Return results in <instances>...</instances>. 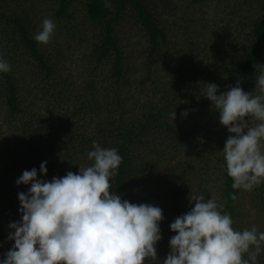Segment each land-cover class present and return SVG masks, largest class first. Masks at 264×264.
<instances>
[{
	"label": "trees",
	"instance_id": "obj_1",
	"mask_svg": "<svg viewBox=\"0 0 264 264\" xmlns=\"http://www.w3.org/2000/svg\"><path fill=\"white\" fill-rule=\"evenodd\" d=\"M148 1L110 0L111 7H106L105 0H0V55L11 66L9 72L0 73V116L2 127L15 129L13 141L6 140L4 147L8 164L0 170V258L2 245H7L9 251L14 244L7 239L10 223L21 220L18 194L30 187L18 186L17 179L25 170L39 169L44 161L48 174L41 175L42 179L63 177L69 171L78 174L79 166L93 163L87 157L94 150L93 141L104 148H117L123 157L113 181L117 194L132 203L164 206L165 218L160 225L163 239L157 244V252L160 248L169 251L170 238L175 235L170 224L190 211L191 193L208 199L215 196L210 187L214 174L218 181L225 180L215 198L231 215L236 229L243 190L233 189L223 152L212 165L199 158L197 165L187 160L173 163L166 158L172 148L179 151L192 147L199 129L197 121L205 110L209 111L211 102L207 98L198 101L194 90L190 94L181 87L162 93L166 83L158 75L157 84L162 86L150 94L162 95L161 100L145 103L134 93L145 86L148 74L135 80L138 59L129 52L128 43L144 37L149 43L146 71H159L158 56L165 53L163 49L169 48L166 50L173 56L166 34L171 33L172 26L167 25L169 19L164 21L163 13L174 15L180 8H190L188 2L179 7L172 0ZM189 1L191 6L201 7L205 16L198 21L189 17L175 23L184 32L181 37L185 40L184 45L178 38V49L184 52V48L192 49L205 40L215 65L202 68L203 79H211L209 83L217 84L221 92L234 87L237 81L242 88L243 83L254 85V92L256 74L264 71V0ZM208 3L217 6L214 17ZM37 7L55 10L61 32L69 27L60 44L43 46L33 38L40 20ZM80 15L99 29L98 35L91 27L77 26ZM129 19L137 21L135 28L129 26ZM215 28L217 34L225 29L227 33L233 30L236 36L226 35L227 39H223L227 42H220L223 47L214 45L204 36ZM107 63L113 64V76L106 84L98 69ZM26 72L29 76L24 77ZM132 85L134 89L127 92ZM175 110L174 121L171 113ZM186 110L190 118L181 115ZM210 121L206 126L213 125ZM204 140L207 143L206 137ZM161 160L173 167L166 178ZM195 183L201 191L195 190ZM260 193L264 202V182ZM257 264H264V255H259Z\"/></svg>",
	"mask_w": 264,
	"mask_h": 264
},
{
	"label": "clouds",
	"instance_id": "obj_2",
	"mask_svg": "<svg viewBox=\"0 0 264 264\" xmlns=\"http://www.w3.org/2000/svg\"><path fill=\"white\" fill-rule=\"evenodd\" d=\"M105 6L111 7L110 0ZM55 30L54 21L45 18L33 38L48 44ZM10 70L0 55V73ZM201 95L212 102L220 123L232 134L222 152L233 189L251 191L264 182V71L256 74L252 93L237 81L224 92L215 83H205ZM176 118L175 110L171 119ZM92 146L87 157L93 163L79 166L78 174L69 171L42 179L48 174L44 161L17 179L18 186L30 187L18 194L21 220L9 225L7 239L14 244L0 264H257L264 232L255 226L234 229L231 215L217 198L192 193L190 211L170 224L175 235L169 254L160 261L163 210L117 194L113 181L123 157L117 148H104L96 141Z\"/></svg>",
	"mask_w": 264,
	"mask_h": 264
},
{
	"label": "rangeland",
	"instance_id": "obj_3",
	"mask_svg": "<svg viewBox=\"0 0 264 264\" xmlns=\"http://www.w3.org/2000/svg\"><path fill=\"white\" fill-rule=\"evenodd\" d=\"M54 1H58V0H54ZM150 1L151 0H149L148 2ZM172 1L175 2V4L179 7L186 6L187 5L186 2H188L190 8L189 10L187 9L181 10L180 8L179 9L180 11L174 15L168 12L167 14L163 13L164 21L169 19L167 20L168 21L167 25L172 26L171 33L168 31L166 32V34L169 40L167 46L171 43L172 49L171 48L170 49L171 52L173 53V56L171 57V54L169 53V51H167L169 50V48L163 49L165 53H161L162 55L160 54L158 56L159 63L157 64L158 65L157 68L159 69V71L157 70L148 71V73L146 71L147 68L146 63H149L148 62L149 59L147 57L149 53L148 52L149 43L146 41V39H144V37L139 38L138 42L136 40V42L128 43V45L131 48L129 52L133 53L132 56L135 59H138V61H136L137 70L134 76L135 80H139V78L142 79L146 74H148L147 78L144 79L146 80L145 86L139 88L138 90L136 89L134 92L138 98L140 97L143 101L145 100V103L155 104L157 103L156 98H158V100H161L162 95L150 94V92L155 87L162 86L157 84L158 80L156 79L155 75L160 76L166 83L167 89L162 93L165 94L170 88L181 87L182 90L186 88L185 90L188 93L190 94H193L194 92L196 93V95L199 98L198 101H202V99L205 100V97L201 95V92L205 88V83H209V80L211 81V79H203L201 75L202 68L204 70H207L210 69L213 66V64L215 65V59L212 56L213 52L211 51L212 54L210 53V45H207L205 43V40L202 39L203 40L202 44H199L196 47H192V49L189 50L186 47L184 48V52H183L182 50L178 49V46H180L179 40L182 44L185 45V40L184 38L181 37V34H183L184 32L180 30L177 24H175V23H180V21L182 22V18H186L188 20L189 17L194 18L196 21H198L205 16V13L201 7L191 6L189 0H172ZM207 8L208 10L210 8L211 10L210 13L213 16L214 11L217 9V6L215 3L211 5L208 3ZM47 9H48L47 7L46 9L43 7L41 8L37 7V10L39 11L38 16L40 19L37 23V27H38L37 32L41 30L43 20L45 18H51L56 24V30L50 42L48 44H43V46L48 45V47H53L55 43H57V45L61 43V37L64 38L63 33L65 34V31L68 32L69 27H65L64 28L65 31L61 32L59 30L60 21L55 18V10L51 11L50 9L47 11ZM81 15L79 16V20L77 19L78 20L77 26L82 28L91 27L95 35H98L99 29L95 25L88 23L87 21H83V17ZM129 22H130L129 25L130 27H134L137 24V21H133L131 19H129ZM221 27L224 28V26ZM215 32H216V28L212 30V32H210L208 36H204V38H206L207 41H214V45L217 46H221V43L224 44V42H227L223 39V38L227 39L226 35L227 36L230 35L233 37L236 36L233 30L229 33H227L225 29L218 31V34ZM177 50H179V52H177ZM261 66H263L264 68V61L261 63ZM112 69H113L112 63H109V65L107 63L102 68L98 69L99 73L102 76L101 79L103 83L107 84L112 80L111 79L113 76ZM23 75L24 77L29 76L27 72L23 73ZM28 83H30V78L27 79V84ZM196 86L198 90H196ZM243 86H244L243 87L244 91L249 93H251L255 87L254 85H250L249 83H243ZM134 87H135L134 85L128 86L127 88L129 89L127 90V92L130 91L131 89H134ZM191 102H195V99L193 97H191ZM211 107L209 111L205 110L204 116L200 117L199 121H197V124L199 125L198 126L199 129L197 130L195 137L193 136V138H195L196 141L192 145V147L189 149H182V150L179 149V151H177V149L172 148V150H169L170 153L166 156V158L169 161H173V163H177L180 160L183 161L187 160L188 162L193 161V164L197 165L198 162H196V160L199 158V160L203 162H207L209 160L210 165L213 164L212 162H217L219 155L222 153V150L225 147V142L227 138L229 137V135L232 134L229 133L228 129L220 123L219 112ZM210 117H214V119L210 121L209 119ZM187 118H190L189 114ZM209 121L213 124L212 126H206ZM2 123H3V117L0 116V170H2V168L8 164V155L5 153L4 147L6 144V140L13 141L14 130H15L14 127L12 128L11 126L4 125L2 127ZM254 124H255L254 121H250V126H254ZM204 137H206L207 143H205ZM210 142L213 144H211ZM161 162H163V166H164L163 174H164V178H166L167 174L171 173L170 171H173V167L171 166L170 162L162 161V160ZM195 177H196V173H194L193 175V178ZM224 182L225 180L218 181V177L215 176V174L211 175L210 187H211V191L215 193V196L217 195L219 197L221 189L224 187ZM196 185L197 184L195 183L194 185L195 190L201 191V189L200 188L198 189ZM261 188H262V183L259 186L254 187L251 191L243 190L240 196L238 213L236 218L237 230L243 231L244 229H251L253 226H255L258 229V231L264 232V202L260 193ZM156 206L160 207L161 209L163 207L164 209V206L159 203L156 204ZM2 247H4V250L2 251L3 253L1 258H3L4 254L8 251L7 245H2ZM262 248H264V245H262ZM164 250L166 251L167 249L164 248L158 249L157 255L160 261H163L170 252V248L168 249L169 250L168 252H165ZM163 251L165 254L161 256L160 253ZM260 255L263 256L264 251H261Z\"/></svg>",
	"mask_w": 264,
	"mask_h": 264
}]
</instances>
